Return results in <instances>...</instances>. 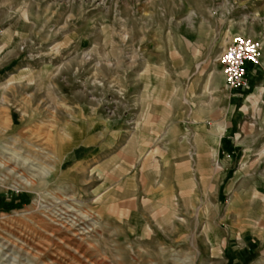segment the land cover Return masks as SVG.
<instances>
[{"label": "rangeland", "instance_id": "rangeland-1", "mask_svg": "<svg viewBox=\"0 0 264 264\" xmlns=\"http://www.w3.org/2000/svg\"><path fill=\"white\" fill-rule=\"evenodd\" d=\"M234 36L261 58L230 90ZM2 161L0 264H264V0H0Z\"/></svg>", "mask_w": 264, "mask_h": 264}, {"label": "bare ground", "instance_id": "bare-ground-1", "mask_svg": "<svg viewBox=\"0 0 264 264\" xmlns=\"http://www.w3.org/2000/svg\"><path fill=\"white\" fill-rule=\"evenodd\" d=\"M49 121L51 120L48 118L47 122ZM33 140L34 141L30 142L32 151H34L35 153L33 156L35 158L37 157L42 158L44 161V159L47 157V154H48L44 146V140L38 137H35ZM38 154L42 156H39ZM211 154H212L213 160L217 161V151H212ZM28 163H29V160L27 159L20 162V164H23V165H26ZM0 166L5 168V166H9V163L8 161L6 162L2 161L0 162ZM22 169H19L17 168L16 165H14L10 168L8 172L11 174V178L14 181V184H17L18 186H21V187L24 186V188L30 187L33 184V181L30 178L26 177V172L25 170H22ZM43 173L44 175H46L48 172L44 171ZM39 195L43 197L38 201V206L41 205L43 209L46 210L45 217L48 216L47 219L51 220V223H53L55 226H58L59 228L64 229L65 231H68L69 233H72V235L76 237L83 235L85 233H89V231H92V228L90 229V224H88V221L91 218H89L88 215L86 213H83V211H81L79 208L77 209L75 207H72L71 205L66 204L67 200L63 199L59 194H56L53 197L51 196L50 197L51 199H48L45 195H42V194H39ZM6 245H7L6 247H10L12 249L15 247V244L11 243L10 241H8Z\"/></svg>", "mask_w": 264, "mask_h": 264}, {"label": "built area", "instance_id": "built-area-1", "mask_svg": "<svg viewBox=\"0 0 264 264\" xmlns=\"http://www.w3.org/2000/svg\"><path fill=\"white\" fill-rule=\"evenodd\" d=\"M260 58L257 41L234 36L218 57L225 87L230 90L249 87V71L260 63Z\"/></svg>", "mask_w": 264, "mask_h": 264}, {"label": "crops", "instance_id": "crops-1", "mask_svg": "<svg viewBox=\"0 0 264 264\" xmlns=\"http://www.w3.org/2000/svg\"><path fill=\"white\" fill-rule=\"evenodd\" d=\"M255 68V67H254ZM254 68H252V69H250V71H249V75H248V78L250 79V77H251V72H252V70L254 69ZM250 82V81H249Z\"/></svg>", "mask_w": 264, "mask_h": 264}]
</instances>
